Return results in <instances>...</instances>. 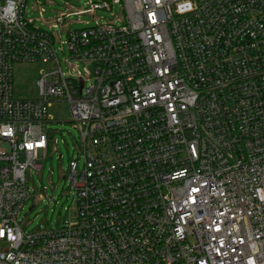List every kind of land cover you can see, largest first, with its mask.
I'll use <instances>...</instances> for the list:
<instances>
[{"label":"built area","instance_id":"built-area-1","mask_svg":"<svg viewBox=\"0 0 264 264\" xmlns=\"http://www.w3.org/2000/svg\"><path fill=\"white\" fill-rule=\"evenodd\" d=\"M26 3H0V264H264V0H86L123 12L61 41L94 76L62 70ZM35 61L58 69L15 98L14 63ZM60 100L80 132L75 217L26 232Z\"/></svg>","mask_w":264,"mask_h":264},{"label":"rangeland","instance_id":"rangeland-1","mask_svg":"<svg viewBox=\"0 0 264 264\" xmlns=\"http://www.w3.org/2000/svg\"><path fill=\"white\" fill-rule=\"evenodd\" d=\"M6 0H0L4 3ZM45 11L41 13L38 0H27L25 17L33 19L38 28L55 34L58 59L62 70L68 74L78 64V69L85 73L86 68L94 76L95 66L92 63H74L69 59L67 29H81L99 22L114 20L123 12L120 5H115L112 12L98 9L93 12L79 13L88 6L86 0H41ZM67 15L64 26L52 28L56 17ZM88 22V24H86ZM63 47V51L61 49ZM58 69L56 62H17L13 65V94L17 99H36L39 97L38 80L44 73ZM53 118L48 123L47 131L51 138L50 147L43 168L40 171H27V185L31 195L19 215L20 223L26 232L48 231L57 226H64L75 217L74 189L68 176V164L73 156L80 158L79 169L83 161L78 153L81 144L80 132L73 126L68 102L55 101L49 108ZM67 178H64V176ZM32 206H36L30 210ZM0 248L3 245L0 243Z\"/></svg>","mask_w":264,"mask_h":264},{"label":"water","instance_id":"water-1","mask_svg":"<svg viewBox=\"0 0 264 264\" xmlns=\"http://www.w3.org/2000/svg\"><path fill=\"white\" fill-rule=\"evenodd\" d=\"M35 207H36V206H32V207L30 208V210H33Z\"/></svg>","mask_w":264,"mask_h":264}]
</instances>
